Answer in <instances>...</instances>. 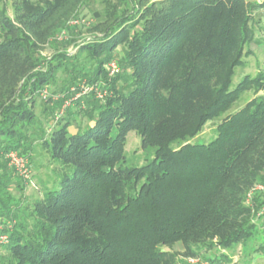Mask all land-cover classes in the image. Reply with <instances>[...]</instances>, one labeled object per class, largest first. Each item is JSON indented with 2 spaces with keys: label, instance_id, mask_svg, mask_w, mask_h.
Listing matches in <instances>:
<instances>
[{
  "label": "trees",
  "instance_id": "16d2710c",
  "mask_svg": "<svg viewBox=\"0 0 264 264\" xmlns=\"http://www.w3.org/2000/svg\"><path fill=\"white\" fill-rule=\"evenodd\" d=\"M3 1L11 14L1 4L0 217L13 222L0 264H176L179 256L255 243L264 198L246 201L264 183V71L229 86L264 2L137 0L104 38L78 46L93 62L86 72L65 52L38 69L48 22L68 0ZM111 60L120 71L108 78L103 65ZM66 70L56 82L54 72ZM101 78L111 94L84 98L79 114L88 124L72 131L74 120L61 116L47 132L36 127V90L66 92ZM248 89L253 97L221 117L210 141H192ZM61 103L44 100L42 111L53 114ZM129 131L154 149L145 164H124ZM35 142L53 178L23 204L14 195L22 180L3 155L27 156ZM261 219L264 227V211Z\"/></svg>",
  "mask_w": 264,
  "mask_h": 264
},
{
  "label": "rangeland",
  "instance_id": "374dc122",
  "mask_svg": "<svg viewBox=\"0 0 264 264\" xmlns=\"http://www.w3.org/2000/svg\"><path fill=\"white\" fill-rule=\"evenodd\" d=\"M250 2L261 3L260 0H248ZM4 5L8 15L11 14V9L7 1L0 3V6ZM137 9V0H68L61 10L49 20L48 24L51 25V33L38 46V51L44 60L38 69L45 67V61L50 60L57 52H65L69 55L75 54V67L83 70L90 71L93 62L86 57L85 52L78 51V46L81 43L102 39L105 37L106 32L110 28L116 27L121 17L131 15ZM93 10L98 11L99 16L94 17L92 15ZM72 19L84 20L89 22L80 23L76 26H69L68 23ZM254 19L257 21L253 26V37L244 46V52L241 58V63L234 67L233 75L231 76V83L229 88L233 89L235 86L246 76L253 77L259 71H264V7L258 8L255 12ZM64 31L66 39L58 41L56 37ZM120 53L119 47L114 51V58H117ZM73 61L67 62L68 68ZM106 64L103 65L104 74L106 75ZM68 70L66 72L55 71V81L62 82V79L67 78ZM99 81L105 82L102 78ZM61 85L62 83H58ZM47 91L51 94H59L60 91L56 90L51 85L45 86ZM42 89V88H41ZM38 89V90H41ZM37 91V90H36ZM35 91L33 97V111L37 118L36 127H41L43 132H47L49 127L54 123L55 114L60 110L61 106L56 109L53 114L50 112L44 113L42 111V99L41 96ZM259 93H264L260 91ZM253 97V90L248 89L241 92L238 98L232 103V105L223 113V115L208 121L201 131L193 138V142H208L215 136L216 123L222 116L234 113L240 109L250 98ZM83 100H85L83 98ZM55 102V101H52ZM77 101H73L70 106L64 109L62 116H67L69 119H73V126L70 130L76 129L75 125L84 127L88 122L86 119L80 117L79 111L82 107H85L84 101L80 102L81 107L76 104ZM47 115V116H46ZM153 147L142 148L140 136L134 132L129 131L126 136V142L124 145V164L130 166H139L145 164L153 157ZM26 157L31 165V175L28 182H24L22 179L21 186L14 192V195L23 204L31 201L32 199L40 196L43 185H47L51 178V168L47 165L44 154L35 142L32 145ZM3 162L8 165L5 154L3 155ZM7 162V163H6ZM7 167H10L9 165ZM11 168V167H10ZM256 193L259 199L264 198V183H257L248 192L249 197L246 201L248 205L251 204V195ZM263 207L255 212L254 222L259 225L260 230L255 234V243L251 240L247 241L243 246L236 245L230 250L221 248H212L207 251L206 255L200 254L201 257L216 259L223 253L225 257L223 261L225 264H264V253L262 250H257L259 242L264 240V227L262 225L261 214ZM8 222H13V219L0 217V223L6 226ZM6 227H4L5 229ZM0 244V253L2 252ZM255 248V250H254ZM264 248V246H263ZM175 251H181V243H176L174 246ZM178 264H186L185 257L179 256Z\"/></svg>",
  "mask_w": 264,
  "mask_h": 264
},
{
  "label": "built area",
  "instance_id": "2783aa9c",
  "mask_svg": "<svg viewBox=\"0 0 264 264\" xmlns=\"http://www.w3.org/2000/svg\"><path fill=\"white\" fill-rule=\"evenodd\" d=\"M264 2V0H260ZM89 24L84 20L72 19L69 21V26H76L80 23ZM56 39L62 41L66 39V34L62 31ZM106 75L108 78L113 77L120 71V67L115 60L109 61L106 66ZM38 91V92H37ZM36 92L42 99L59 101L61 100V108L55 114V120H58L62 116L64 109L72 104L73 101H83V98L92 96L98 101H103L107 96L111 94L109 86L102 81L88 82L86 80H80L77 83L71 85L66 92L59 94H51L46 88L37 90ZM8 165L16 172V174L24 181L28 182L31 175V165L29 164L28 158L25 155L20 154L16 150H9L5 153ZM4 227H6L4 229ZM12 228V222H8L6 226L0 223V244H6L8 242V233ZM186 264H225L221 260H211L201 256H187L185 257Z\"/></svg>",
  "mask_w": 264,
  "mask_h": 264
},
{
  "label": "crops",
  "instance_id": "0c3cea01",
  "mask_svg": "<svg viewBox=\"0 0 264 264\" xmlns=\"http://www.w3.org/2000/svg\"><path fill=\"white\" fill-rule=\"evenodd\" d=\"M70 129V128H69ZM201 254H203V255H206L207 253L206 252H202ZM176 264H178V261H177V263Z\"/></svg>",
  "mask_w": 264,
  "mask_h": 264
}]
</instances>
